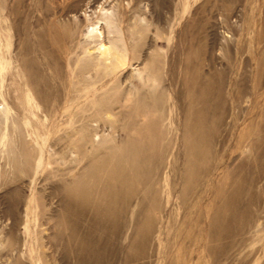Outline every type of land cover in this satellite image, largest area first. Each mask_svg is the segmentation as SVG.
Segmentation results:
<instances>
[{"label": "rangeland", "instance_id": "obj_1", "mask_svg": "<svg viewBox=\"0 0 264 264\" xmlns=\"http://www.w3.org/2000/svg\"><path fill=\"white\" fill-rule=\"evenodd\" d=\"M210 84L208 148L189 127ZM263 138L264 0H0V264H95L73 225L98 264H264Z\"/></svg>", "mask_w": 264, "mask_h": 264}, {"label": "bare ground", "instance_id": "obj_2", "mask_svg": "<svg viewBox=\"0 0 264 264\" xmlns=\"http://www.w3.org/2000/svg\"><path fill=\"white\" fill-rule=\"evenodd\" d=\"M100 48H101V46H100ZM101 50H104V49L101 48ZM212 85L213 84L207 85L206 87L203 86V89L201 88V90L200 89L196 90L193 93L194 95L193 94L191 95L192 96L191 98H192V100L194 102V103L193 102L192 103L195 104L196 106L198 104L201 105V109L200 110H197L196 106H194L191 109V112H190V116H191V118H193V121H192V124H191L192 127L191 126L189 127V131L192 133V138L191 139L194 140L193 141V145L194 146H196L199 142H201V139L203 138L202 136H205L206 137L205 143H206L207 147L209 148V146L211 144V138L214 137L213 136L214 131L212 132V130L210 129V124L214 127V126L218 125V122H219L216 119L213 120L212 116L215 115L214 114L215 110H216V112H220V111H217L218 108H219V110H223L222 108H220L222 106L221 104L223 103L222 90H221V88H219L215 93H213L212 89L214 88L215 85L214 86H212ZM209 86H212V89ZM215 88H217V87L215 86ZM190 128H192L193 130L192 129L190 130ZM195 132L197 133V136H195ZM209 136H211V138ZM257 139H258V137H257ZM238 143H239V140H238ZM254 143H256V142H254ZM206 145H205V147H206ZM256 146H258V145H255L254 147H256ZM263 149H264V147H263ZM206 153H207V151H206ZM191 154H192L191 157H193V159L191 158L192 160L190 159L191 161L189 160V162H190L192 168H195L197 163H195L194 157L198 158V157H200V155L195 153L194 151ZM259 156L261 157L262 155L259 154ZM259 156L257 157V159L261 160L259 158ZM261 163H260V165H261ZM190 164H189V166H190ZM116 168L118 169V167H116ZM261 168L263 169V167H261ZM117 169H116V171H117ZM115 173H117V172H115ZM120 176L121 175H118V174L115 175V179L113 178V180H114L113 184H111V186L104 193V194H109L110 197L112 198L111 199V200H113L111 202L112 207H113V203L117 204L119 202L120 195L122 194V191L124 189V180H123V177H120ZM237 181L238 182H235L234 184L231 182V185H234L233 190H232V194H230L229 196H226L227 195V192H226L225 194H223L224 195V199H222V200H218L217 199V203L218 204L215 205L216 207L213 206L215 209L213 211V214L210 216V218H208L209 219V224H208V232H207V234L209 235L211 240H217V239L222 238L223 235H225V234L232 233L231 219L232 218H236V217L238 218V216H239V192H241L240 189H239V175H238ZM141 182H143V181H141ZM59 187H61V186H59ZM57 191H59V190H57ZM109 195H107V196H109ZM50 197H51V195H50ZM216 198H218V196ZM144 199H142V201L140 203V207H141L140 210L145 208L146 201H144ZM104 203H105V201H104ZM214 203H215V201H214ZM116 211L117 212H114V213H116L117 216H119V215H121L123 213V210H121V208H119V207H118V209ZM97 214H99V213H97ZM145 216H147V213H145ZM46 225H47V230L48 231L52 230L54 228V227L52 228V226H49V223H46ZM117 225L115 226L116 230L119 227ZM137 226L138 227H137L136 231L134 232L135 235H137L139 233L141 225H137ZM53 238H54V242H53V239L51 238V235L49 234L46 237V240H47L46 244L49 247H52V249H53V247L58 246L60 248V250H63V252H65V247H64V245L62 243L61 234H56V235L53 236ZM71 239L74 242H76V244H77V250L75 252L77 255H80L82 253L87 254L92 259H94L95 264L99 263L98 256H97L98 253H97V251L94 250L92 243L89 241V238L86 237V236L78 237V233H77V230H76L74 225L72 227ZM131 241L129 243L130 246L131 247L133 246L134 248H136L138 250H140L142 248L143 244H144V239H142L141 241L138 240V242H135L134 239H133L134 242L133 241L131 242ZM211 251L215 252V250H211ZM49 259H51V258H49ZM79 263L80 264H84L83 258L79 259ZM15 264H26V263H25L24 260H21V259L18 258V260L16 261Z\"/></svg>", "mask_w": 264, "mask_h": 264}]
</instances>
